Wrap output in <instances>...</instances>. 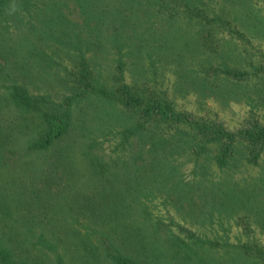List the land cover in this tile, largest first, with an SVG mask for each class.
I'll use <instances>...</instances> for the list:
<instances>
[{"label":"rangeland","instance_id":"1","mask_svg":"<svg viewBox=\"0 0 264 264\" xmlns=\"http://www.w3.org/2000/svg\"><path fill=\"white\" fill-rule=\"evenodd\" d=\"M81 63L101 92L76 97ZM124 85L230 133L264 129V0H11L0 140L22 158L0 166V241L24 264H264V150L254 162L237 141L219 166L186 122L143 129L114 98ZM17 88L47 111L76 97L46 152L26 151L43 121Z\"/></svg>","mask_w":264,"mask_h":264},{"label":"trees","instance_id":"2","mask_svg":"<svg viewBox=\"0 0 264 264\" xmlns=\"http://www.w3.org/2000/svg\"><path fill=\"white\" fill-rule=\"evenodd\" d=\"M11 0H0V19L4 16V12ZM90 69V70H89ZM76 97H84L93 93L101 92L95 82V76L87 63H81L78 76L75 79ZM135 88L128 85L120 88V93L114 98L119 101L124 107L130 111H137L143 122L140 126L146 125L152 120H157V124H164V128L176 129V125L186 122L189 127L195 132L194 148L198 147V153L206 151L208 145L213 144L219 148L218 164L225 166L234 152V145L237 141L246 142L250 150L251 160L256 162L259 160L261 153L264 150V129H254L242 131L239 133L227 132L220 125H209L201 120H189L173 111L168 105L166 110L160 105L148 104L139 96ZM69 99L62 111H47L43 109L42 102L28 95L23 89H16V92L11 95L14 104L21 109L30 110L42 114L43 128L40 132L30 137L26 142V151L28 155L38 154L48 151L52 146L62 140L68 132L73 119V112L68 106L72 104ZM145 127L143 129H145ZM1 138V136H0ZM8 147L4 140H0V166L14 167L21 163V149ZM115 264H139L137 260L125 257H115ZM0 264H24L16 260L11 247L5 246L3 241H0Z\"/></svg>","mask_w":264,"mask_h":264}]
</instances>
